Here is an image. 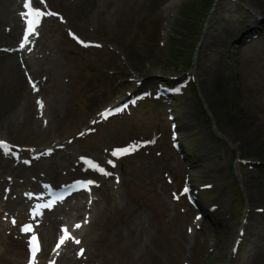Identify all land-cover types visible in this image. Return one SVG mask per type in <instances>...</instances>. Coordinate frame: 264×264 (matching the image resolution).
I'll return each instance as SVG.
<instances>
[{"label":"rangeland","instance_id":"1","mask_svg":"<svg viewBox=\"0 0 264 264\" xmlns=\"http://www.w3.org/2000/svg\"><path fill=\"white\" fill-rule=\"evenodd\" d=\"M38 1L41 11L56 14L45 16L52 27L43 37L64 71V91L56 111L47 112L48 128L32 123L9 136L0 134V140L12 146L14 165L19 160L29 164L31 155L53 151L56 145L60 147L56 157L60 166L99 157L111 165V170L100 169L103 177H116L114 187L128 217L140 214L141 221L150 226L152 264H228V257L234 258L230 264H248L250 248L246 241L235 238V232L247 215L242 181L250 160L264 162V137L252 155L248 150L237 151L215 133L225 122L242 127L255 124L260 137L264 135V36L254 39V23L241 22L240 7L245 8L247 0H98L96 9L89 7L88 0ZM258 2L264 4V0ZM248 16L256 21L264 15L254 10ZM229 17L238 34L248 33L220 58L227 65L219 69L230 79H225L222 101L217 105L202 98L194 74L201 73L210 55L203 45L206 36L216 35ZM5 23L0 20L1 32ZM23 29L21 22V36ZM40 31L42 34L41 27ZM171 81H176V87ZM169 86L172 92L181 93L179 98L185 97L180 101L185 102L183 109L156 93ZM116 105L122 106L121 112ZM178 127L182 134L175 141ZM207 154L220 166V174L212 182L216 188L209 185L212 177L191 172V166L204 162ZM261 171L255 168L250 175L262 177ZM10 178L8 169L0 168V179ZM49 182L47 178L42 181L44 195L52 185ZM65 182L58 180V185ZM189 184L196 206L209 211L212 205L221 214H197L189 198L181 194ZM34 186L28 190L31 196L26 202L31 207L46 198L39 183ZM36 196L43 199L38 201ZM93 196L105 205L98 194ZM109 217V223L101 219V229L118 224L123 235L128 232L126 215L111 211ZM223 217L230 219L231 238L211 231L213 223ZM4 223L15 228L10 221ZM27 242L25 239L26 249ZM108 251V245L93 246L101 264L110 257ZM42 255L39 264L47 262ZM117 260L123 263L122 258Z\"/></svg>","mask_w":264,"mask_h":264},{"label":"bare ground","instance_id":"2","mask_svg":"<svg viewBox=\"0 0 264 264\" xmlns=\"http://www.w3.org/2000/svg\"><path fill=\"white\" fill-rule=\"evenodd\" d=\"M230 1L236 2V0ZM26 2L27 0L23 3H19V0H0V20L6 21L2 32L0 31V134L3 136H9L19 128L32 123H41L43 127L47 126L48 128V113H50L48 111H56L64 91L62 83L64 71L54 60L44 42L43 33L50 31L52 27L51 21L47 17L43 18L42 34L40 31L38 38L33 36L25 45L26 47L20 48L23 37L21 36L22 16L19 11L31 12L30 8L25 7ZM87 2L90 8L96 9L99 1L88 0ZM36 4L38 1L33 0V7L37 8ZM245 6L247 8L240 7L244 20H239L254 23L253 30L256 31V33H252L254 39L264 36V16L263 18L259 17L261 20L256 21H253L254 17L248 16L254 10H258L264 15V4L258 0H247ZM25 32L26 29L24 34H26ZM247 33L238 34L231 28L229 17L223 20L216 35L206 36L203 45L205 53L210 52V55L206 57L204 65L206 67L202 68L201 73L194 74V80L199 85V93L206 102L214 101L217 105L221 103V87H223L225 79L229 81L230 78L227 77L226 71L219 69V67L227 65L220 58L223 55H228V52L230 53L233 49L232 43L241 42L242 36ZM30 78L31 82H29ZM231 80L234 79L231 78ZM175 82L171 81L170 85L176 87ZM38 89L40 92L39 95H36ZM156 93L159 96L170 98L176 106H181L182 109L185 106V102H180L185 97L182 99L180 95L179 98L178 94L181 93L172 92L170 86L165 90L160 89ZM47 94L49 95L47 96ZM38 102H42L43 107H40ZM119 106L116 105L115 108ZM187 125L189 126V123ZM256 127L255 124L249 123L242 127L221 122L217 128L218 132L215 133L219 134L237 151L248 150L253 155L260 148L259 144L262 143L259 139L264 137V135L260 137ZM181 134L182 129L178 127L174 140H180ZM49 144L52 145V142ZM55 148V151L45 150L39 155H31L29 164L19 160L17 165H14L17 160L10 157L15 155L12 154L11 146L9 145L7 150L1 149L5 154H0V168L4 171L8 169L11 178L4 181L0 179V264H33L24 243L25 238L31 237V234L32 237L35 236L39 239L41 252L44 253V256L50 258L42 264H101L102 261H98L99 255L93 252V246L99 249L104 244L108 245L110 257L104 258L106 261L104 260L103 264H152L150 245H152L153 237L150 234V226H146L141 221L140 214L133 218L126 214L122 199L117 197V187H114L117 183L116 177L113 174L103 177V172L100 169V167H105V169L111 170V165L104 163L99 157H92L82 161L76 159L60 166L56 162V157L59 155L57 149L60 147L56 145ZM262 158L264 159V157ZM249 163L248 175L242 181L248 201L247 215L241 223L240 230L235 232V238L247 242L250 248L247 254L252 253L250 258L248 256V264H264V162L257 158L250 160ZM191 167V172L212 177L209 185L217 187L212 182L219 176L220 166L213 164L209 154L204 162ZM255 168L262 169V177L260 174L257 178L250 175V171ZM44 178H47L52 186L58 185V180L65 182L73 178L68 182H81V191L63 200L64 203L59 202L60 205L55 208L36 209V206L31 208L32 203H26L29 202L28 197L31 196L28 195L30 193L28 190H32L35 183H39L40 190L43 191L44 187L41 188V185ZM93 181L95 183H92ZM189 186L191 185L189 184L187 188ZM94 192L105 201V205L102 206L99 198L93 196ZM25 198L28 200L25 201ZM197 207L199 208V206ZM212 207L211 205L209 211L200 208L196 213L207 212L213 217L221 214ZM136 210L139 209H134V212ZM111 211L128 217L129 230L125 235L122 234L118 224H109L104 229L100 228L101 219L106 218V223L111 221L109 217ZM136 213H140V211ZM5 221L12 222L15 228L13 226L8 228L10 224L4 223ZM20 221L34 224L33 230L24 231L21 229L18 231L16 228H20ZM229 221L228 217L215 221L211 231L216 234L222 232L227 237L228 231L230 234L232 232L229 228ZM59 222H62V226L67 227L66 233L71 232L73 236L65 240L67 241L65 245L57 247L61 237L66 235L57 231ZM77 225L80 227H76ZM113 229L115 231L112 232ZM76 240H79L80 243L77 244ZM39 256L38 254L35 257V264H38ZM117 258H122L123 263L118 262ZM233 261V257H228L226 263H234Z\"/></svg>","mask_w":264,"mask_h":264},{"label":"snow or ice","instance_id":"3","mask_svg":"<svg viewBox=\"0 0 264 264\" xmlns=\"http://www.w3.org/2000/svg\"><path fill=\"white\" fill-rule=\"evenodd\" d=\"M40 2L43 3L44 0H40ZM25 7L26 8H30L31 9V12H29V13H23L22 15H24V16H35L36 17L35 21H33L32 19H29L28 20L29 34L30 35L35 33L36 28L39 27L40 23L42 22V19L45 16H53V15H56L55 13H51V12L45 13L43 11H40L38 8L33 7V0H27V2L25 4ZM25 39H27V37H25ZM81 43H83V42L81 41ZM34 87H35V85H34ZM38 103L40 104V107H43V103L42 102H38ZM0 148H4L5 150H7L8 149V146H7V144L5 142L0 141ZM118 154L119 153H113V155H118ZM76 227H80V226L77 225ZM25 231H32L31 226H28L27 228H25ZM68 238H70V237H67V235L62 236L61 239H60L59 244L57 245V247H60L62 244H64L65 243V240L68 239ZM35 239L36 238L34 237L33 240L35 241ZM75 242L77 244L80 243L79 240H76ZM37 251H39V245H38V243H36L34 245V247L32 248V261H33V264H35V257H36Z\"/></svg>","mask_w":264,"mask_h":264}]
</instances>
